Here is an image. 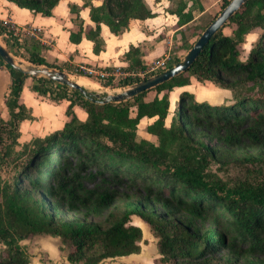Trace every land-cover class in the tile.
Listing matches in <instances>:
<instances>
[{"label":"trees","instance_id":"1","mask_svg":"<svg viewBox=\"0 0 264 264\" xmlns=\"http://www.w3.org/2000/svg\"><path fill=\"white\" fill-rule=\"evenodd\" d=\"M8 1L50 17L61 0ZM188 1L170 0L173 8L168 12L178 17L179 27L194 20ZM230 1L222 0L221 8ZM193 4L203 10L198 0ZM152 17L154 13L145 0H103L100 7L91 6L90 18L96 27L89 28L85 36L93 42L94 53L99 54L105 48L101 24L118 36L129 28L131 20ZM231 25L232 34L226 35L224 28ZM224 28L187 72L125 102L103 104L95 92L83 95L46 78H32L31 90L39 96L55 103L69 102L65 111L68 120L61 130L35 139L31 146L24 145L26 160L17 167L11 184L4 183L0 176V264H30L20 242L37 235L58 237L68 250L70 264H102L139 254L143 231L132 223L134 216L149 226L157 239L161 264H264V182L244 181L230 186L215 175H207V159L196 147L213 158L215 151L195 140L196 130L205 125L238 130L250 119L254 127L242 129L240 135L264 147V0H249ZM255 30L260 31L259 38L243 62L240 46ZM83 32V28L72 32L70 40L79 43ZM3 35L15 54L17 48L24 49L28 62L66 68L48 64L37 39L20 41L0 21ZM125 60L128 65L121 71L127 75L117 84L114 67L99 69L108 73L104 78L78 68L68 69L110 88H124L153 75H137L147 68L140 48L131 46ZM0 66L8 70L10 78L6 95L10 119L4 122L0 115L3 148L4 135L16 143L19 123L33 117L21 98L30 77L1 58ZM192 77L229 90L231 103L202 104L189 92L181 91L177 108L172 111L170 94L189 85ZM149 93L154 97L146 100ZM77 105L86 111L85 121L76 116ZM145 117L157 118L147 127V132L157 137V144L138 140L137 128ZM3 157L0 154V162H4ZM89 175L101 179V184L86 188ZM119 186L140 189L144 194H121L116 189ZM206 221L215 225L205 226ZM221 252L225 256L217 257Z\"/></svg>","mask_w":264,"mask_h":264},{"label":"rangeland","instance_id":"2","mask_svg":"<svg viewBox=\"0 0 264 264\" xmlns=\"http://www.w3.org/2000/svg\"><path fill=\"white\" fill-rule=\"evenodd\" d=\"M201 4V0H198ZM209 6L200 9V6L193 4V0L188 1V9H192L197 16L196 20L190 25L178 33L181 34V38L177 39L173 35V42L168 47L165 55H168L171 59V63H175L176 60L183 61L184 56L187 54L186 47L191 42L194 43L199 37L197 34L204 27L208 26L215 16H217L223 9L221 8L222 0H209ZM173 8L172 3L168 9ZM234 25L224 28L226 35H231ZM259 30H255L246 35L244 42L240 46V60L246 61L250 54L251 49L255 46L259 38ZM7 36H0V41L6 47L12 55H14L18 61H23L26 65H32L26 59V52L23 48L15 46L17 48V54L12 51L10 44L7 43ZM175 65V64H174ZM73 69V68H72ZM84 70V69H81ZM74 77L75 80L81 79L89 81L98 85L97 89L92 85L87 86L90 90H96L99 94L109 93L115 94L122 92L125 88H110L104 87L99 82L91 80L86 77L78 76L70 72L69 70H63ZM88 73H94V70H84ZM99 76L100 70H95ZM122 76L119 75L115 79V84L120 80ZM27 84L31 87L34 84L32 78L27 80ZM128 87V86H127ZM126 87V88H127ZM32 91V90H31ZM192 92L193 100L200 103L210 104L212 106H221L230 104L232 101V93L229 90H222L213 84L202 86L199 84L196 87L190 89ZM39 96V95H38ZM41 103L39 104V113L34 115L32 108L30 109L33 119H27L19 123L18 131L19 137L16 143L12 142V139L8 134H5L4 145L0 148L1 156H4V162H0V176L4 183L11 184L14 177L17 174V167L26 160L27 149L24 145L31 146V143L37 138H44L54 131L61 130L63 128V119L65 117V111L61 110V106L58 103L50 101L49 99L40 96ZM171 109L172 111L177 108L178 104V90L175 89L170 94ZM24 102V100L22 99ZM191 100H187L189 103ZM25 104V103H24ZM0 115L4 122L10 119L8 109L0 106ZM172 121V114L168 117V124L170 126ZM168 126V127H169ZM254 124L252 120L248 119L239 126L238 130L224 128L222 126L215 127L211 125H205L201 129H197V136L195 140L197 142H203L210 149L215 151L214 158L206 153L202 147H196L199 154L207 159L205 173L207 175H215L222 179L230 186L238 184L239 182L249 181L253 183L264 182V147L258 146L255 142H251L247 137L240 135L242 129L253 128ZM146 127L144 123H141L137 128L138 140L142 139L145 135ZM232 137L233 140H229ZM264 140V139H263ZM158 143V139H156ZM172 152L175 149L171 150ZM106 178V177H105ZM99 183L101 179H94L91 175L85 182L86 188H93V186ZM113 187V186H112ZM116 188V187H114ZM121 194L128 193L130 195L138 196L144 193L140 189L129 188L128 186H119L116 188ZM223 219V218H222ZM221 219V220H222ZM132 223L140 226L143 231V241L141 246H144L146 252V259L150 264H161L159 262L160 255L157 250V239L153 236L149 226H147L141 219L134 216L131 219ZM215 224L212 221H206L205 226L213 227ZM26 252L30 264H70L67 261L68 250L62 244L58 237L51 236H31L20 242ZM3 249V245L0 243V252ZM157 250V251H156ZM225 253H219L217 257L223 258ZM116 260H107L102 264H115ZM130 264H137V259H130Z\"/></svg>","mask_w":264,"mask_h":264},{"label":"crops","instance_id":"3","mask_svg":"<svg viewBox=\"0 0 264 264\" xmlns=\"http://www.w3.org/2000/svg\"><path fill=\"white\" fill-rule=\"evenodd\" d=\"M145 1L154 13V17L145 20H131L129 28L121 35L117 36L111 33L105 24H101V36L105 42V48L99 54L94 53V44L86 38L85 32L89 28L96 27L90 18L91 6L100 7L103 0H61L50 17H44L39 13L20 8L8 0H0V21H8L20 27L41 28L42 33L37 40L43 46L41 55L48 64L65 66V70L72 68L94 70V75H96L95 70L100 68H125L128 65L125 54L131 46L140 48L142 59L146 65L152 63L166 54L169 45L173 42V35L180 39L182 36L178 32L184 30L197 18L193 12L194 20L188 25L179 27L178 17L168 12L171 4L170 0ZM209 2V0H201V5L206 8L209 6ZM80 28L84 30L82 40L79 43H73L70 40L71 33H77ZM190 43H192L191 39ZM28 79L24 83L21 98L27 107L32 108L34 115H37L41 98L37 93L31 91L30 86L27 84ZM9 83L8 70L0 66V106L4 108L6 107ZM199 84L205 86L212 83H201L195 77H192L189 85L177 89L178 93L187 91L192 94L190 89ZM153 97L154 94L149 93L146 100H151ZM58 104L61 106L62 111H66L69 102L64 100ZM74 112L81 121L87 119L88 115L82 107L75 106ZM156 119L145 117L139 123V125L144 123L146 127L142 139L155 144H157V137L148 133L147 127ZM67 120L68 117L65 115L63 126ZM166 126H169L168 119L166 120ZM145 254L144 246H141L139 254L118 257L115 259L118 261L115 264H130V259H137V264H150V259L144 261L147 258Z\"/></svg>","mask_w":264,"mask_h":264},{"label":"water","instance_id":"4","mask_svg":"<svg viewBox=\"0 0 264 264\" xmlns=\"http://www.w3.org/2000/svg\"><path fill=\"white\" fill-rule=\"evenodd\" d=\"M249 0H231L228 5L213 19L206 29L197 38L192 48L180 61L169 69L153 75L147 79L141 80L133 85L128 86L122 92L115 94H99L96 90H90L80 86L76 81L71 79V75L63 70L54 67L26 65L23 61H18L12 53L0 43V58L12 69L29 76L30 78H46L48 80L66 85L71 89L78 90L83 95H89L95 92L97 98L105 103H121L128 101L144 92L154 90L155 88L170 81L174 77L187 72L194 62L198 59L203 48L208 45L209 41L222 30L229 20L239 12Z\"/></svg>","mask_w":264,"mask_h":264},{"label":"built area","instance_id":"5","mask_svg":"<svg viewBox=\"0 0 264 264\" xmlns=\"http://www.w3.org/2000/svg\"><path fill=\"white\" fill-rule=\"evenodd\" d=\"M3 25L7 27L8 30L12 31L13 34L17 37H19V40H22L24 38H35L37 39L41 33H42V29L41 28H34V27H28V26H16L15 24L8 22V21H4ZM6 36V35H5ZM171 65H174L173 63H171V59L168 55H163L162 57L154 60L152 63L147 65L146 71L145 73H137V75L141 78L144 77V74H159L167 69L170 68ZM112 74L117 77L119 75L121 76H126L127 73H122L121 68H117L116 70H114L112 72ZM152 75V76H153ZM99 76L101 78L107 77L108 73L104 72V73H100Z\"/></svg>","mask_w":264,"mask_h":264},{"label":"bare ground","instance_id":"6","mask_svg":"<svg viewBox=\"0 0 264 264\" xmlns=\"http://www.w3.org/2000/svg\"><path fill=\"white\" fill-rule=\"evenodd\" d=\"M0 43H1V41H0ZM17 60H18V59H17ZM71 79L74 80V81H76L80 86L85 87V88H87V86H89V85H92V86L95 87L96 89H97V87H98L97 84H95V83H91V82H89V81H84V80H81V79L75 80L73 76H71ZM87 84H88V85H87ZM86 85H87V86H86ZM89 87H90V86H89ZM87 89H88V88H87Z\"/></svg>","mask_w":264,"mask_h":264}]
</instances>
